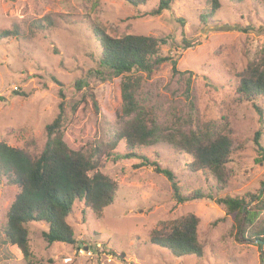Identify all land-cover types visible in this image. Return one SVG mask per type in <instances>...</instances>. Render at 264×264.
I'll list each match as a JSON object with an SVG mask.
<instances>
[{
    "label": "rangeland",
    "instance_id": "rangeland-1",
    "mask_svg": "<svg viewBox=\"0 0 264 264\" xmlns=\"http://www.w3.org/2000/svg\"><path fill=\"white\" fill-rule=\"evenodd\" d=\"M171 1L169 10L150 15L159 0L138 6L124 0H0V33L20 31L18 37L0 39V142L37 157L47 140L45 127L63 102L64 142L93 158L96 154L98 171L117 185L101 217L75 200L66 219L73 245L48 244L41 235L47 226L28 224L30 250L39 264H264V243L239 236L224 206L206 198L176 203L164 175L124 157L130 152L124 140L111 148L125 121L118 93L126 75L110 76L100 65L94 29L112 37L169 36L159 54L176 62V73L171 61L149 75L135 72L142 77L136 99L167 131L196 125L231 131L234 149L226 180L221 186L208 170L192 171L191 156L164 142L135 147V154L172 172L183 196L200 191L247 199L263 189L264 159L255 161L260 156L254 135L260 133L264 146V107L259 115L251 102L235 104L233 98L240 73L264 58V0H219L212 13L210 0ZM182 39L195 45L184 48ZM187 83L192 104L185 98ZM19 191L0 175V264H25L3 233ZM188 215L198 219L201 256L177 257L150 243L153 230Z\"/></svg>",
    "mask_w": 264,
    "mask_h": 264
},
{
    "label": "trees",
    "instance_id": "trees-1",
    "mask_svg": "<svg viewBox=\"0 0 264 264\" xmlns=\"http://www.w3.org/2000/svg\"><path fill=\"white\" fill-rule=\"evenodd\" d=\"M124 1L132 6L146 2ZM171 3V0H159L150 15H159L169 10ZM219 7V0H210V13ZM93 34L101 48L100 65L108 70L110 76L126 75L119 84L118 93L120 113L125 121L113 136L111 148H115L124 140L130 150L124 157L140 159V166H150L156 173L164 175L171 184L176 203L202 198L212 200L224 206L226 212L233 217L239 236L242 238L247 236L264 243V185L259 195H250L247 199L229 196L213 198L205 196L200 191L183 196L172 172L160 168L156 162H150L146 157L134 152L135 147L164 142L173 149L184 151L191 156L192 171L208 170L221 186L226 180V164L234 149L231 131H216L208 125L202 127L196 125L194 129L189 130L172 128L167 131L136 99L142 77L135 72L149 75L161 63L171 61L172 72L176 73V62L159 54L160 46L166 45L170 37L132 34L112 37L98 27L94 29ZM19 35V29L13 27L11 30L2 31L0 39ZM182 41L184 48L195 45L194 42L185 39ZM76 85L80 87V81ZM185 98L192 104L188 83ZM233 99L235 104L251 102L255 105L256 112L262 115L264 58L259 62L249 63L240 73ZM256 102H261L263 106L256 105ZM63 107V102H60L59 113L45 127L47 140L37 157L31 158L22 150L0 142V175H4L10 184L20 188L6 213L3 233L6 243L17 246L20 250L25 264H39L30 250L29 223H44L47 226V230L41 234L46 243L73 245L74 232L66 219L75 200L83 201L86 208L97 217H101L104 208L113 203L117 190L116 183L98 171L100 162L96 154L93 158L82 151L70 149L64 142L61 130ZM259 137L260 133L256 132L254 142L260 158L255 161L258 163L264 159V146L260 145ZM197 225L198 219L194 215H188L153 230L149 241L177 257L201 256L203 251L197 239Z\"/></svg>",
    "mask_w": 264,
    "mask_h": 264
}]
</instances>
